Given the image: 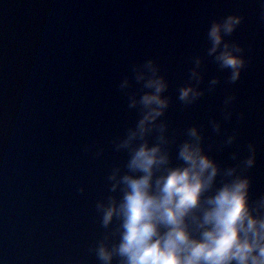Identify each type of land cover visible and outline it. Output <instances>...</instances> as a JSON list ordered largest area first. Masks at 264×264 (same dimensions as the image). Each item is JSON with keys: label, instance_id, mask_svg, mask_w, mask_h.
<instances>
[{"label": "water", "instance_id": "water-1", "mask_svg": "<svg viewBox=\"0 0 264 264\" xmlns=\"http://www.w3.org/2000/svg\"><path fill=\"white\" fill-rule=\"evenodd\" d=\"M227 16L242 17L221 45L242 49L235 82L209 54L210 25ZM148 61L168 107L124 147L143 115L134 69ZM188 87L199 95L182 101ZM193 128L219 169L205 198L246 177L264 217L260 0H0V264H105L98 249L119 245L122 219L105 227L104 209L122 202L123 176L140 175L128 168L134 149L146 141L167 155L155 179L183 166Z\"/></svg>", "mask_w": 264, "mask_h": 264}, {"label": "clouds", "instance_id": "clouds-1", "mask_svg": "<svg viewBox=\"0 0 264 264\" xmlns=\"http://www.w3.org/2000/svg\"><path fill=\"white\" fill-rule=\"evenodd\" d=\"M260 2L264 5V0ZM241 21L242 17L227 16L213 22L208 30L212 44L209 54L218 52L216 60L222 68L232 70L233 82L245 67V60L238 55L242 49L228 43L221 45ZM134 72L137 82H144L145 91L138 101L143 115L124 147L137 138L144 140L168 107L162 97L167 84L156 76L152 61ZM197 95L193 88H183L180 99L187 101ZM136 103L133 101V106ZM190 136L192 142L184 143L178 153L183 166L166 168L155 179L161 166L169 163L167 155L161 153L159 145L149 147L146 141L134 149L128 168L140 175L123 176L118 181L126 186L122 202L104 209L105 227L114 217L122 219L119 245L112 251L104 246L98 249L105 264H111L114 253L123 258L122 264H264V217L254 216L250 208L249 179L237 176L205 198L213 189L219 169L204 154L196 129L190 131ZM244 163L251 168L254 156Z\"/></svg>", "mask_w": 264, "mask_h": 264}]
</instances>
